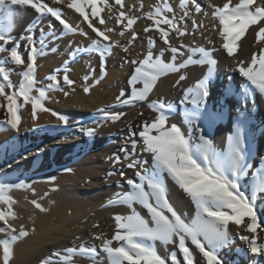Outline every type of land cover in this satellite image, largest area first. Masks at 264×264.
Segmentation results:
<instances>
[{
	"label": "snow or ice",
	"instance_id": "6c2138e0",
	"mask_svg": "<svg viewBox=\"0 0 264 264\" xmlns=\"http://www.w3.org/2000/svg\"><path fill=\"white\" fill-rule=\"evenodd\" d=\"M56 2L60 3L62 0ZM114 2L121 8L117 23L122 26L120 35H124L125 32L133 29L138 17L129 16L123 10V0H114ZM189 3L190 0H180L179 7L184 9V12L179 19L183 20L191 14L187 10ZM86 5L91 7V16L99 18L98 23L101 25L105 23L101 13L109 5L107 0H71L67 5L83 16L97 36V39H94L84 51H96L103 59L111 53L113 45L119 44V41H113L107 34L113 31L112 28L101 30L92 24L89 13L85 11ZM14 6H30L41 15L50 14L55 17L67 32L77 31L63 19L60 9L50 7L44 0H0V53L9 51L7 45L15 40L12 32L16 27L18 14L14 11ZM212 8V16L218 21L219 35L223 38L222 47L228 56L234 59L235 70L243 78L239 86L229 78V84L224 89L222 97V100L235 97L241 102L240 107L236 109L238 115L235 118L234 128L226 138V146L218 148L212 137L211 125L216 120L223 119L228 106L222 105L221 111L214 112L209 109L207 103L210 85L214 82L218 67V61L213 55L215 50L192 47L189 49L191 55L177 64V56L182 53L179 47L170 43L169 34L175 31L182 37L187 34V29L179 27L175 15L171 18L166 15L173 12V7L168 0H161L154 6L153 11L147 13V18L152 20L153 24L144 31L148 32L155 28L159 32L160 39L172 53L171 60L165 62L163 58L165 49H161L159 55L154 56L152 48L155 46V40L149 37L147 54L142 60L132 61L137 67L129 80L132 86L131 95L127 99H121L125 96L121 91L116 97V104L130 105L136 101L147 100L162 76L179 72L191 64L206 65L207 71L195 85L185 90L181 101L185 105L181 112V124L187 126L186 130L176 123L169 124L170 115L175 114V105L172 102L166 103L163 100L150 102L149 107L158 115L150 123L144 122L138 134L142 143L132 140L131 144L133 152L139 147L141 151L151 155V167H141L135 174L138 182L132 179L126 181L130 191L115 193L105 205L123 204L131 209L128 215L114 216L116 231L113 237L104 240L101 246L109 264H196L188 242L202 254L206 264H225L221 252L230 249L236 239L229 230L230 224L243 226L242 230L252 234L239 235V240L246 242L247 252L251 253L250 264H264V241H260L258 234V229L261 228L258 209L264 212V207H261L264 205V167L252 170L253 137L249 127L251 116L250 111L244 108L249 101L254 103L255 95L264 98V48L253 52L247 60L238 58V53L243 50L242 39L252 26H257L259 29L256 32L257 41H264V3L258 4L257 0H239L238 3L233 4L232 0H227L223 6L212 5ZM201 10V6L196 4L195 12L199 13ZM193 24L199 26L196 21H193ZM26 31L32 33L34 25H29ZM136 35L135 32L132 33L133 40L136 39ZM22 39L29 41L31 50L18 88L11 80V72L5 65L9 62L14 65L25 64L19 52V45H14L9 55L0 59V97L7 100V119L0 121V124L10 126L17 132L22 121L20 109L30 104L33 117H36L40 111H51L45 106L44 101L50 98L48 92L54 87L58 88L60 83L56 75H51L48 79L53 81V84H49L46 88H36V61L38 56L44 54L43 30H41L39 49L35 46L36 42L32 35L24 36ZM75 54L74 52L72 55ZM197 54L199 59H194ZM103 75H106V72ZM88 79V76L84 77L85 81ZM184 79L186 75H181L180 80ZM63 80L68 85L74 84L67 74L64 75ZM96 83H99V80H96ZM138 83L142 84V87L137 88ZM6 88L13 90L8 93ZM83 90L86 93L90 92L91 86ZM189 104L190 107L187 106ZM4 106L0 104V107ZM100 111L103 112L104 109ZM53 115H56L64 125L69 123L67 115L55 112ZM122 115L124 114L105 112L102 119L115 122ZM81 131L93 137L96 130L89 127L82 128ZM132 135L135 136L137 133L133 132ZM12 147L14 148V145ZM122 151L128 152L126 147ZM127 158L128 155L125 156V159ZM113 163L120 164L121 158L115 157ZM137 164V161H132L127 167L135 168ZM67 171L72 170L67 169ZM250 171H252L251 176H249ZM123 175L124 173L121 172V176ZM166 177L190 198L195 209L191 217H185L171 204L168 199ZM14 189L35 191L31 184L25 181L0 182V205H7V210L0 208V221L4 225L0 227V233H5V237L0 239V248H2L0 264H10L14 258V246L30 234L23 225L17 231L9 223L10 219L16 218L13 209L16 201L11 195ZM32 203L40 211H48L38 201L34 200ZM136 204L147 210L148 218L136 210ZM34 230L33 228L31 231ZM114 242H119L117 247L112 246ZM158 244L165 248L174 245L177 250L162 255ZM243 251L244 249H237L238 253ZM63 252L64 255H61L60 251L53 252L52 256L41 260L40 264H54L52 257H57L63 264H71L72 258L76 255L92 260L97 256L94 245L88 247L82 244L79 248H68ZM178 252L182 254V260L177 258Z\"/></svg>",
	"mask_w": 264,
	"mask_h": 264
},
{
	"label": "bare ground",
	"instance_id": "6f19581e",
	"mask_svg": "<svg viewBox=\"0 0 264 264\" xmlns=\"http://www.w3.org/2000/svg\"><path fill=\"white\" fill-rule=\"evenodd\" d=\"M109 1L110 7L104 8L102 13L105 23L100 29L112 28L113 31L107 34L113 41H119V44H114L111 53L102 59L96 51H84L94 39H97V36L92 28L80 26L78 13L67 6L71 0H62L60 3L52 0L53 4L50 3L49 6L60 9L77 29V33L72 35L74 38L62 37L59 41L48 44L43 48L44 54L37 57L36 88H46L49 84H53V81L48 79L51 75H56L60 82L58 88L54 87L48 92L50 98L44 101L45 106L51 111H40L36 117H33L32 107L29 104L20 109L22 121L18 132L14 129L7 130L5 127L0 131L3 134L0 135V182L25 181L35 189L34 192L31 189L13 191L12 196L16 201L13 209L16 218L10 219L9 223L17 231L23 225L30 234L14 246V258L10 264H36L38 260L46 258L55 251L62 253L64 249L79 248L82 244L88 247L96 246L95 260L76 255L72 258L71 264H109L101 246L104 240L111 239L116 231L114 216L128 215L131 209L123 204L105 205L115 193L130 191L126 181L132 179L138 182L135 174L141 167H151V155L141 151L139 147L133 152L131 144L132 140L142 143L138 134L144 122L150 123L158 115L149 107L150 102L153 100L172 102L175 105V114L170 115L169 124L176 123L186 130L187 126L181 124V112L185 107L181 101L185 90L195 85L205 75L207 66L191 64L179 72L162 76L147 100L136 101L130 105H117L116 97L121 91L125 93L121 99H127L131 95L132 86L129 80L137 67L132 61L142 60L147 54L149 37L155 40V46L152 48L154 56H158L160 50L165 49L163 58L165 62H169L172 53L160 39L159 32L155 28L148 32L144 31L153 24V21L147 18V13L153 11L154 6L161 0H123V10L129 16L138 17L133 29L125 32L124 35H120L122 26L117 23L121 8L114 0ZM168 2L172 5L173 12L166 15L169 18L175 15L179 27L187 29V34L182 37L175 31L169 34L170 43L179 47L182 53L177 56L176 63L186 60L191 55L189 49L192 47L215 50L213 55L218 61V67L214 82L210 85L207 103L209 109L214 112L221 111L222 105L228 106L223 119L216 120L211 125L214 142L218 148H223L226 146L227 136L234 128L235 118L238 115L236 109L241 105L235 97L222 100L224 89L229 84V78L236 86H239L243 80L235 70L234 59L229 57L222 47L223 38L219 35V24L212 16V5L223 6L227 0H194V2L190 0L187 10L191 14L183 20L179 19L184 12V9L179 7L180 0H168ZM238 2L239 0H232L233 4ZM257 3H264V0H257ZM196 4L201 6L202 10L199 13L195 12ZM14 11L18 15L12 35L18 31L19 22L24 19L18 18L21 12L19 8H15ZM193 21L199 26L194 25ZM84 27L86 30L82 29ZM162 27L168 26L162 25ZM258 30L257 26L249 28L242 39L243 50L238 53V58L247 60L253 52L264 48V41L256 39ZM133 32L137 34L134 40ZM16 39L17 37L8 44L10 48L13 47L11 44ZM18 45L25 64L13 65L11 80L17 88L28 63V56L22 50V44ZM74 52L75 56L72 55ZM3 56L0 53V59H3ZM193 58L199 59V55ZM8 66L12 67L10 63ZM104 72L106 75H103ZM65 74L74 81V84L68 85L64 82ZM181 75H186V79L180 80ZM85 76L89 77L87 81L84 80ZM96 80H99V83H96ZM88 86H91V90L86 93L83 89ZM136 87L140 88L142 84L138 83ZM12 90L6 88L8 93ZM20 102L22 103V100ZM0 104L5 105L0 107V121H4L7 119L6 98L0 97ZM244 108L250 111L251 116L249 125L253 137L251 152L255 153L258 161L256 166L264 167V98L257 94L254 103L249 101ZM101 109L104 111H100ZM53 112L67 115L69 123L64 125L56 115H53ZM105 112L124 115L115 122L105 121L102 119ZM89 127L96 130L93 137L81 131L82 128ZM133 132L137 135L133 136ZM125 147L127 153L122 151ZM126 155H128L127 159H125ZM117 156L121 158L120 164L113 163ZM132 161L138 162L137 167L128 168L127 164ZM255 169L252 167V170ZM121 172L124 173L123 176ZM251 174L252 171L249 172V176ZM166 179L169 189L168 199L171 204L185 217H191L195 211L193 203L170 178L166 177ZM34 200L41 203L48 211L42 212L37 209L32 203ZM0 208L7 210V205H0ZM135 208L148 218V212L143 206L136 204ZM1 224L3 225L2 221ZM33 228L35 230L31 231ZM118 244L119 242H114L112 246L117 247ZM162 248L166 250L165 247ZM171 248L177 250L174 245L167 247L168 250ZM0 258H2V250H0ZM54 264H63V262Z\"/></svg>",
	"mask_w": 264,
	"mask_h": 264
},
{
	"label": "rangeland",
	"instance_id": "374dc122",
	"mask_svg": "<svg viewBox=\"0 0 264 264\" xmlns=\"http://www.w3.org/2000/svg\"><path fill=\"white\" fill-rule=\"evenodd\" d=\"M44 2L47 3L48 5H50V3L53 4L52 0H49V1L48 0H44ZM107 3L109 5V7H110V1L109 0H107ZM15 8L16 9L19 8L20 11H21L20 14H19L20 16L18 18H24V19L22 20L21 23L19 22L20 25L18 26L19 27L17 29L18 31L16 33H14V35H13V36L17 37V39L11 45L14 46L16 44H22V50L25 52L26 56H29L31 48H30L29 41L27 39H22V37H24V36L32 35L34 37V40H35L36 44H38V45L35 44V46H37V48H40L38 46H41L40 45V37H41V30H43V33L45 34V39H44L45 46L43 48H46L48 44H50L52 42H55V41H59L60 39H62V37L64 38V37L69 36L68 38H74V36H72V35L77 33V32H74V33L67 32L64 29L63 25H61L59 23V21H57L55 19V17L51 16L50 14L41 15V14L37 13L35 11V9L31 8L30 6H14V9ZM85 11L87 13H89V18L92 20V24L95 27H97V28H101L100 27L101 24L98 23V19L99 18L91 16V11H92L91 7L86 5L85 6ZM102 13H101V15H102ZM63 15H64V13H63ZM78 18L80 20L79 21L80 26L84 25L85 27H88V29L90 28L89 25H88V22L83 19V16L80 13H78ZM63 19H65L69 24L72 25V23H70L71 21L65 15L63 16ZM81 21H82L83 24L81 23ZM29 25H34V31L32 33H29V32L26 31V29L29 27ZM85 27L82 28V29L86 30ZM22 40L25 41V42L23 43ZM7 48L9 49V51H6V52L2 53V55H4L3 58H5V57H7L9 55V52H10L11 48L8 45H7ZM9 63L12 65V67L8 66ZM9 63H7L5 65V67L6 68L9 67L7 69L11 72V77H12V73L14 71L13 70V65L14 64H12L11 62H9ZM4 127L7 130L8 129H12L10 126H9L10 127L9 128L7 125L0 124V131L3 130ZM0 135L3 136L2 133H0ZM251 155H252V159H251L252 167L257 168L256 165H257L258 161L256 160L255 153H253V151H252ZM2 182H4V181H2ZM5 182L10 183L9 180H7ZM13 191L11 192V195L13 194ZM258 203H259V201H258ZM261 207H264V205H261ZM13 208H14V206H13ZM258 216L260 218L259 222L261 224V228L258 229L259 239H260V241H264V212H261L258 209ZM3 226L4 225H2V224L0 225V227H3ZM242 229H243V226H237V225H234V224H230V226H229L230 232L233 234L234 237H236V239H235L233 245H231L230 249H225V250H222V252H221V256L224 257V259H225V264H250V260L252 259L251 253L247 252L246 242L239 240V235H252V234L248 233V232H246V231H244ZM4 237H5V233H0V239H3ZM18 243H21V240L18 241L16 244H18ZM188 244H189L190 248L193 251V255H194L196 264H206V261L204 260L202 254H200L198 252V250L195 249V246H192L190 244V242H188ZM157 246H158V249H159V251H160V253L162 255H166V254H168V253H170L172 251H175L172 248H171V250L170 249L168 250L167 248H165L166 250H164V248H162V246L160 247L159 244ZM237 249H244V251L238 253ZM0 250H2V248H0ZM62 254H64V253L62 252L61 255ZM49 255L52 256V254H49ZM49 255H47V257H50ZM43 258L38 260V263H36V264H40L39 261L43 260ZM177 258L182 260V256H181V254L179 252L177 254ZM52 259H53L54 263L60 261L57 257H53Z\"/></svg>",
	"mask_w": 264,
	"mask_h": 264
}]
</instances>
